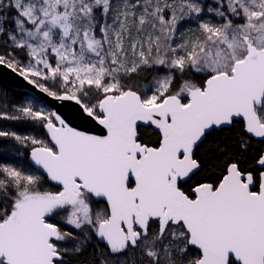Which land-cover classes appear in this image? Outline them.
Masks as SVG:
<instances>
[{
    "label": "snow or ice",
    "instance_id": "snow-or-ice-1",
    "mask_svg": "<svg viewBox=\"0 0 264 264\" xmlns=\"http://www.w3.org/2000/svg\"><path fill=\"white\" fill-rule=\"evenodd\" d=\"M0 70V264H264V0H0Z\"/></svg>",
    "mask_w": 264,
    "mask_h": 264
},
{
    "label": "water",
    "instance_id": "water-1",
    "mask_svg": "<svg viewBox=\"0 0 264 264\" xmlns=\"http://www.w3.org/2000/svg\"><path fill=\"white\" fill-rule=\"evenodd\" d=\"M0 82L15 90L25 91L30 94V86L26 85L22 80L11 73H7V76L5 77L4 70H0ZM65 104L66 106L62 110L72 122L73 126H78L85 130H91L96 127L91 121H88L86 117H82L73 103L65 102Z\"/></svg>",
    "mask_w": 264,
    "mask_h": 264
},
{
    "label": "trees",
    "instance_id": "trees-1",
    "mask_svg": "<svg viewBox=\"0 0 264 264\" xmlns=\"http://www.w3.org/2000/svg\"><path fill=\"white\" fill-rule=\"evenodd\" d=\"M4 85L10 90V93L12 94V98L16 101H19L24 95L29 94L25 91L15 90L6 84ZM0 128L10 129L14 131H21V132L26 130V126L24 124L9 120H0ZM148 136L152 137L153 140L155 139L154 134L151 131H149Z\"/></svg>",
    "mask_w": 264,
    "mask_h": 264
}]
</instances>
